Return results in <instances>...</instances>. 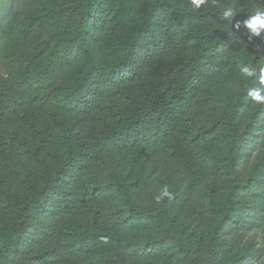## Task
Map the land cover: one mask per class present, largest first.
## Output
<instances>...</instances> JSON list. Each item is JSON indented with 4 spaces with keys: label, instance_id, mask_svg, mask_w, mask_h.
Instances as JSON below:
<instances>
[{
    "label": "trees",
    "instance_id": "obj_1",
    "mask_svg": "<svg viewBox=\"0 0 264 264\" xmlns=\"http://www.w3.org/2000/svg\"><path fill=\"white\" fill-rule=\"evenodd\" d=\"M257 8L0 0V264H142L165 245L187 258L174 218L158 239L130 237L167 214L140 208L133 185L117 179L119 207L100 205L108 170L138 162L183 168L172 195L202 186L217 248L191 264H264V105L248 96L264 86L230 81L264 65V32L250 44L243 26Z\"/></svg>",
    "mask_w": 264,
    "mask_h": 264
},
{
    "label": "rangeland",
    "instance_id": "obj_2",
    "mask_svg": "<svg viewBox=\"0 0 264 264\" xmlns=\"http://www.w3.org/2000/svg\"><path fill=\"white\" fill-rule=\"evenodd\" d=\"M240 75H232L231 83L235 86L236 79ZM214 112L211 117L208 115L206 119L213 120ZM206 124V122H203ZM164 160H162L163 162ZM117 178L114 177L113 171L108 173L112 176L108 179L113 188L106 192L102 198L100 205L106 209L115 210L119 207L121 199L126 196V190L123 186L116 185V180L125 181L126 184L133 185L132 194H129L140 208L148 211H157L158 207L164 209L167 214L156 225H148L146 230L140 228L135 231L131 238L140 245L147 240H155L160 238V230L168 227L169 222L174 220L179 227L173 230V235L178 239L182 246L189 249V255L181 256L179 250L175 253L171 252L169 245H165L160 253L153 259H146L142 264H191V260H204L212 254L217 247L213 243L208 242V235L216 223V219L208 214H201L199 207V199L202 194V186L193 184L190 180L185 184L179 185L176 192L172 195L171 201L164 204V199L157 203L155 196L159 194V190L165 185L171 191L176 186L179 178L184 174V169H178L173 164L163 165L158 163L156 166L141 165V162L134 164H125L121 168L117 167ZM107 181V182H108ZM132 189V188H131ZM179 196L178 200L175 197ZM145 226V225H143ZM195 264V263H194Z\"/></svg>",
    "mask_w": 264,
    "mask_h": 264
},
{
    "label": "clouds",
    "instance_id": "obj_3",
    "mask_svg": "<svg viewBox=\"0 0 264 264\" xmlns=\"http://www.w3.org/2000/svg\"><path fill=\"white\" fill-rule=\"evenodd\" d=\"M191 5L195 9H199L202 5L206 3V0H190ZM235 16L232 10H227L223 12V19L230 22ZM243 26L248 30L247 42L252 43L253 38H259L261 32H264V10L257 8L254 14L249 15L247 19L243 21ZM241 23L237 22L234 25L236 30H239ZM239 71L244 78H258L259 84L264 86V65L259 66L258 76L257 67L251 64H244L239 67ZM248 96L251 97V101L255 105H264V87H257L248 91ZM172 198V193L169 191L168 187L165 185L159 190V194L155 196V201L160 203L164 198Z\"/></svg>",
    "mask_w": 264,
    "mask_h": 264
}]
</instances>
